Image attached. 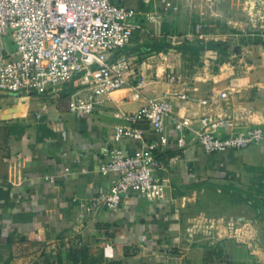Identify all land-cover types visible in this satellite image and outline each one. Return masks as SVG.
<instances>
[{
    "label": "crops",
    "instance_id": "crops-1",
    "mask_svg": "<svg viewBox=\"0 0 264 264\" xmlns=\"http://www.w3.org/2000/svg\"><path fill=\"white\" fill-rule=\"evenodd\" d=\"M115 1L155 16L117 53L133 63L128 85L101 96L91 114L69 112L63 89L0 92V264H264V141L209 154L196 136L205 114L229 117L239 130L264 128V39L238 43L230 60L189 63L175 42L176 21L195 11L181 9L186 0ZM141 73L146 82L137 89ZM184 92L189 99L177 96ZM163 98L171 109L156 192L130 190L117 212L100 207L82 219L84 204L107 187L99 164L115 127L127 125L124 116L149 99ZM178 121L189 123L182 147L176 145ZM141 127L146 142L157 138L151 126ZM124 146L127 152L134 147L130 140ZM207 184L255 195L256 206H248L262 214L246 224L236 220V230L212 241L187 239L185 218L197 189Z\"/></svg>",
    "mask_w": 264,
    "mask_h": 264
},
{
    "label": "built area",
    "instance_id": "built-area-1",
    "mask_svg": "<svg viewBox=\"0 0 264 264\" xmlns=\"http://www.w3.org/2000/svg\"><path fill=\"white\" fill-rule=\"evenodd\" d=\"M144 22L155 23V16L115 0H0V42L10 35L14 45L12 50L1 51L0 92L42 95L72 83L68 111L91 114L101 96L109 97L129 84V74L135 73L133 63L118 55L117 50L131 42ZM169 79L175 82L179 78L173 73ZM145 82L141 73L137 89ZM177 96L190 97L187 92ZM199 102L211 104L209 98H200ZM170 109L167 98L149 99L137 111L124 116L127 125L115 127L113 141L106 144L105 157L99 164L100 172L109 176L107 187L84 204L82 219L100 207L117 212L130 190L156 192L158 150L167 141L165 117ZM202 122L196 136L209 154L264 141V128L260 126L239 130L231 118L209 114L203 116ZM141 124L151 126L157 138L146 142ZM176 127V145L182 147L189 123L178 121ZM222 127L232 129L225 135L216 134L215 130ZM127 140L134 145L130 152L125 151Z\"/></svg>",
    "mask_w": 264,
    "mask_h": 264
},
{
    "label": "rangeland",
    "instance_id": "rangeland-1",
    "mask_svg": "<svg viewBox=\"0 0 264 264\" xmlns=\"http://www.w3.org/2000/svg\"><path fill=\"white\" fill-rule=\"evenodd\" d=\"M188 6L195 11L176 21L175 42L177 51L189 63L205 65L206 59L214 57L230 60L238 43L264 39V0H186L181 9L186 13ZM13 48L12 38L7 35L0 42V56L1 51L5 53ZM72 90V83L63 85L66 95ZM240 201L247 204L236 208L235 203ZM257 202L255 195L241 194L229 186L207 184L200 187L195 205L185 218V237L194 241L202 236L212 241L221 232L236 230V220L246 224L251 221L252 214L262 212L248 206L252 203L255 207Z\"/></svg>",
    "mask_w": 264,
    "mask_h": 264
}]
</instances>
